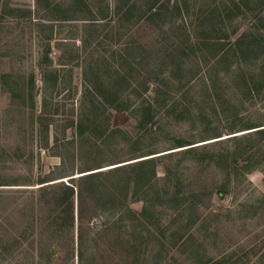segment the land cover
<instances>
[{
  "label": "rangeland",
  "instance_id": "374dc122",
  "mask_svg": "<svg viewBox=\"0 0 264 264\" xmlns=\"http://www.w3.org/2000/svg\"><path fill=\"white\" fill-rule=\"evenodd\" d=\"M123 1L0 0V249L17 242L0 264H80L78 198L74 234L54 236L41 178L151 157L121 222L85 206L83 264H264V136L245 130L264 128V0ZM146 200L152 224L134 218Z\"/></svg>",
  "mask_w": 264,
  "mask_h": 264
},
{
  "label": "trees",
  "instance_id": "16d2710c",
  "mask_svg": "<svg viewBox=\"0 0 264 264\" xmlns=\"http://www.w3.org/2000/svg\"><path fill=\"white\" fill-rule=\"evenodd\" d=\"M126 6V11H131V0H125L122 2L121 7L118 9L117 12L120 10H123ZM177 10L179 7H175ZM125 10V9H124ZM123 10V11H124ZM168 6L166 4L160 3L158 1L153 2L147 9V15L148 19H153L154 17H161L167 13ZM126 12V14H127ZM180 12V9H179ZM94 13V12H93ZM228 16L229 13H227ZM215 46L222 45L221 42H215ZM223 48H219V50L222 51ZM53 75V79L55 83L57 82V75ZM47 76V75H46ZM53 81V82H54ZM122 83H124V78H122ZM89 89V88H88ZM90 90V89H89ZM94 90L97 91V88L94 87ZM103 100L110 104L115 105L116 109L121 110L119 108V104L116 105L118 102V95L115 93H112L111 95L104 94L102 96ZM261 126H250L246 125L245 130H251L256 129L253 132L255 135H261L260 137L264 136V128H260ZM84 129L82 128V135H83ZM251 136V135H249ZM248 138V136H245ZM227 139H237V136L230 137ZM194 143H187L185 140H178L177 146L175 148H183L192 146ZM196 147H189L182 149L180 151H184L186 153H191L195 151ZM164 154V155H170ZM240 155L239 152H235L233 154V157L235 158L236 155ZM220 158H227L226 155L222 154L220 155ZM129 167H126V165L123 166H117L109 172L104 173V171H97V172H91L87 173L85 175H81L78 178V181L80 184L78 186L75 184L77 181V178H71L70 184L66 185L63 181L54 182L56 179H52L48 176H45L39 180V183L41 186L38 187V194H40V198H38L35 202L34 200L33 205L41 206V204H48L52 203L56 207V211L52 216H50L49 219V228L51 229V233L54 236L58 235H66V234H74V231L76 229V214H75V196L78 198V213H77V243H78V259L80 261V264H83V262L86 259L88 250L84 249V245L88 240V237L92 241L91 236L85 231V206L87 203H90L91 201L95 206V211L98 209H101L102 211H112L115 214H118L120 220L118 219V222H121V220L124 219V216L127 214V212H130L131 210L129 207L126 206V200L129 197L130 194V186L132 183L135 186V193L138 194L141 189L145 188V186H149L150 189L153 188V182L154 179L157 176L156 173V162L155 157L143 159L140 161H137L133 164H129ZM228 168L231 169V166ZM130 169V171H127ZM90 170H86L83 172H88ZM229 171V170H228ZM128 174L126 177V183L124 186V190H121L119 187H116V185H106L104 182L102 176L105 175L108 176H114L118 174ZM156 180V179H155ZM4 185V184H0ZM148 191L146 190V193ZM225 192L223 190H220V195H223ZM109 196V197H108ZM177 197V196H176ZM196 197L197 196H193ZM49 198V199H48ZM34 199V198H33ZM36 203V204H35ZM34 207V206H33ZM34 209V208H33ZM152 208L149 206V201L146 200V205L143 207L142 211L137 217H134L137 220H144L147 223H154L155 215L152 212ZM36 225L34 224L32 228H34ZM2 231V227H0V232ZM87 236H86V235ZM86 236V238H85ZM93 242V241H92ZM17 242H14L13 244L10 243L7 247L4 249H0L1 252H7L11 250L16 245ZM212 264H222L221 260L215 261Z\"/></svg>",
  "mask_w": 264,
  "mask_h": 264
}]
</instances>
